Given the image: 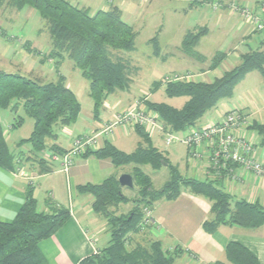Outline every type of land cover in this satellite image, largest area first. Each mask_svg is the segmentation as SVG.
<instances>
[{
	"label": "crops",
	"instance_id": "0c3cea01",
	"mask_svg": "<svg viewBox=\"0 0 264 264\" xmlns=\"http://www.w3.org/2000/svg\"><path fill=\"white\" fill-rule=\"evenodd\" d=\"M67 1L78 8L90 11L91 14L118 8L122 20L137 32L136 49L132 51L137 52L140 44L152 47L153 65L148 69L152 73L155 72V75H159V70L161 72L158 80L152 84H143L142 81H138V78L143 76L144 69L146 70L147 67L140 64L134 65L141 75H135V71L134 74H130L131 61L115 56L114 60L126 64V72L131 79L130 89L125 92L118 91L109 96L99 118L95 119L94 103L89 96L90 83L83 78L81 72L77 73L70 59L66 58L59 64L53 59L45 61V63H52L51 70H48L47 64H42L41 60H43V55L51 51V45L44 48L40 44L25 41L20 37L13 52L6 45H0V59H6L9 55L20 57L22 52L19 47H24L27 59L34 57L41 63L38 66L35 65L34 72L37 69L43 72V76L50 74L53 78L56 75L65 77L67 86L78 98L81 113L77 122L61 129L58 132V139L55 142H49L50 146L55 145L65 151L71 148L75 137L90 132H99L118 114L129 109L137 101H141L142 93H146V101L154 102L151 97L165 91L161 88L156 93H151L152 85L168 76L188 74L190 76L188 81L209 83L239 66L245 54L256 50L264 52V32L253 31L245 24L241 16L229 11L228 7L230 3L237 2L258 12L264 5V0H204L202 4L196 6H191L192 0ZM7 10L9 12L12 10L16 16L21 12L9 9V7ZM200 30L205 33L199 39L195 51L201 60L187 55L182 50L187 34ZM48 44H51V41ZM155 44L159 49L158 53H156ZM28 45L29 47H26ZM27 48L37 50L42 55L34 56L27 52ZM219 53L225 54V59L217 68L211 69L212 60ZM171 61L179 62L184 66L163 68ZM66 64L68 69L72 70L70 75L64 72ZM86 97L87 100H83ZM84 103L87 105V110H85ZM232 110L239 111L248 122L249 127L240 132L256 144L257 157L264 164L262 137L252 128L254 124L264 126V78L258 71L248 73L235 87L233 96L221 101L193 128L218 123ZM1 118L8 146L11 142L15 146V149H10V147L9 149L15 155L18 166L15 170L0 168V222L14 220L26 201L28 189L32 188L40 211L48 212V204H50V207H66L71 213L70 219L53 237L40 243V250L49 264H78L83 258L108 247L111 238L107 222L94 213L92 206L94 198L89 194L80 193L78 187L87 184H101L112 176L119 179L121 175L129 174L132 167L116 168L110 159L100 160L94 157L79 156L71 170L64 173L60 165V155L47 151L42 155L44 161L42 164L32 155L31 145L19 146V143L28 139L31 134L24 139L13 137L11 132L14 128L10 123V117L1 112ZM193 128L178 134L183 135ZM151 140L156 148L163 152L167 150L162 133L157 131L151 136ZM105 141L111 142L119 150L130 154L141 144L142 139L136 133L135 128L119 127L114 135L102 136L99 146L102 147ZM130 142L135 144V149L127 152L124 147ZM175 144L183 147L182 153L179 151L183 163L175 162L176 167L181 168L178 170L180 175L189 179L216 182L235 201L244 200L264 207V174L256 176L242 168H237L234 177L228 173L219 177L209 169L206 146L199 148V151L203 153L202 158L196 159L191 156L192 150L185 144ZM172 158L175 157L172 156ZM148 167H144L145 172ZM155 171L161 172L160 170ZM131 190L133 189H123L125 195ZM211 208V201L189 190L181 191L180 196L175 200L162 199L152 209V224L143 232L131 235L129 245L132 247L148 237L160 241L166 251L178 253L174 264H230L225 256V248L230 242H238L253 252L260 263L264 264V226L258 229L221 226L215 233L209 234L203 229V223L212 218ZM131 209L132 204L130 203L121 205L118 213H126Z\"/></svg>",
	"mask_w": 264,
	"mask_h": 264
},
{
	"label": "trees",
	"instance_id": "16d2710c",
	"mask_svg": "<svg viewBox=\"0 0 264 264\" xmlns=\"http://www.w3.org/2000/svg\"><path fill=\"white\" fill-rule=\"evenodd\" d=\"M192 1L191 6H196L204 0ZM4 6L18 12L26 8L33 9L46 22L51 36V51L43 55L42 64L50 59L56 60L57 64L66 58L73 62L74 67L90 83L89 96L94 103L95 119L99 118L109 96L130 89L131 79L127 75L126 64L114 60L110 50H134L137 32L122 20L118 8L91 14L67 0H0V8ZM204 33L205 31L200 30L187 34L182 50L201 60L195 48ZM27 52L34 56L42 55L30 48H27ZM224 59L225 54H217L212 60L211 69L217 68ZM253 71H258L264 78V52L256 50L245 54L239 66L225 72L213 82L166 83L164 79L152 85L151 93L164 88L165 94L170 98L187 97L188 101L181 109L165 103L146 101V98L139 102L157 113L159 122L166 131L178 134L195 127L221 101L230 99L235 87ZM21 108L33 120V130L30 137L22 140L19 146L31 145L32 155L42 164V155L47 151L60 156L67 152L55 145L50 146L49 142L58 139L61 129L74 125L81 113V104L67 86L65 77L60 75L57 81L45 83L0 70L1 169L15 170L18 166L7 143L1 112L18 113ZM23 122L24 118L20 117L16 124H12V128L20 127ZM252 128L260 134L264 144V126L254 124ZM135 131L143 143L130 154L105 141L102 147L82 155L86 158L110 159L116 168L132 167L129 174L133 177V189H136L137 195H125L116 176L101 184L78 187L80 193L94 198L93 211L107 222L111 238L108 247L83 258L78 264H174L178 253L166 251L160 241L146 237L132 247L129 244L131 235L143 232L150 226L145 223L144 210H152L162 199H177L182 186L212 202V218L203 223V229L209 234L215 233L221 226L246 229L264 226V207L244 200L235 201L216 182L183 177L169 164L163 151L153 145L151 136L143 128L136 127ZM165 164L172 168L171 178L162 189L157 190L144 167L160 170ZM129 203L132 204L131 210L118 213L121 205ZM48 207V212L40 211L34 190L29 188L26 201L14 220L0 222V264H49L40 250V243L53 237L70 219L71 213L66 207H50V204ZM225 256L230 264H261L253 252L238 242L227 245Z\"/></svg>",
	"mask_w": 264,
	"mask_h": 264
},
{
	"label": "built area",
	"instance_id": "2783aa9c",
	"mask_svg": "<svg viewBox=\"0 0 264 264\" xmlns=\"http://www.w3.org/2000/svg\"><path fill=\"white\" fill-rule=\"evenodd\" d=\"M228 7L229 11L241 16L245 24L253 31L264 32V5L258 12L237 2L230 3ZM188 80H190L188 74H175L165 78L166 83ZM119 127H141L150 136L158 131L163 134L166 147L174 143L185 144L192 150L191 156L196 159L202 158L203 153L199 151V148L206 146L209 169L217 176L228 173V175L234 177L237 168H242L256 176L264 174V164L257 157L256 144L240 132V130L248 128L249 124L239 111H229L222 121L200 128H193L182 135L166 131L165 127L159 122L157 113L147 109L139 101L106 123L99 132H91L75 137L71 148L60 156L62 171L68 173L77 157L84 155L87 151L97 150L100 138L114 135ZM144 213L145 223L147 225L152 224V210L145 209Z\"/></svg>",
	"mask_w": 264,
	"mask_h": 264
},
{
	"label": "rangeland",
	"instance_id": "374dc122",
	"mask_svg": "<svg viewBox=\"0 0 264 264\" xmlns=\"http://www.w3.org/2000/svg\"><path fill=\"white\" fill-rule=\"evenodd\" d=\"M7 6H4L2 9L0 8V45H6L9 49H12V52L14 50V47L16 44H18L19 40L18 38H23L25 41H31L35 44H40L44 48H48L51 44H48L51 41V36L48 32L46 22L37 14L36 11L33 9L26 8L20 13L16 14L12 12V10H7ZM11 9V8H9ZM14 10V9H13ZM198 32V31H197ZM196 31L194 33H197ZM19 38V39H20ZM48 44V45H47ZM22 52L20 57L16 55H9L6 59H0V70L10 73V74H17L21 76H25L30 79L38 80L40 82L47 83L46 80H49L48 82H55L58 79V76L56 75L54 78L52 75L43 76V72H39L40 70H37L34 72L33 68L40 65V61H38L34 57L26 58L24 47H19ZM136 49V48H135ZM152 47L146 46L143 44H140L137 47V52H126V51H113L110 50V55L113 56V58L118 57L122 59L130 60L132 63V66L130 67V74L135 75H141L139 72H137L134 65H141L147 67V69H144L143 76L138 78V81H142V83H150L154 82L155 80H158L160 76V70L159 75H155V72L152 73L149 71V67H152L153 65V58L152 54ZM18 52V51H16ZM12 54V53H11ZM4 57V56H3ZM189 61V59L187 58ZM72 63V62H70ZM46 68L48 70H51L52 63H45ZM36 65V66H35ZM184 66L183 64L179 62H168L165 67L163 68H172L177 66ZM160 67V66H159ZM25 68H27L25 71ZM35 69V68H34ZM33 71V72H29ZM64 72L66 74H71L72 70L68 69L67 64L64 67ZM77 73H80V71L77 70ZM36 77V78H35ZM79 77V76H77ZM44 78V79H43ZM53 78V79H52ZM136 85V83H134ZM144 94V95H143ZM146 93H142L141 96L145 98ZM142 97V98H143ZM83 100H87V97ZM90 100V98L88 99ZM151 100L157 103H165L167 105H170L174 108H181L187 98L179 97V98H170L168 97L165 92H160L157 95H154L151 97ZM85 110H87V105L84 103ZM3 114L8 115L10 117V123L16 124L20 117L24 118V122L20 127L14 128V130L11 132L13 133V137L15 138H27L32 130H33V120L29 117H27L24 114L23 109L21 108L18 113L11 112V111H2ZM91 133V132H90ZM93 133V132H92ZM143 143V140L141 141V144ZM10 149H15V146L11 142L9 144ZM178 147V149H177ZM124 149L127 150V152H131L135 149V144L133 142H130L128 146L126 145ZM174 149H177L176 151ZM179 151L182 153L183 147L177 144H172L171 147H167V150L164 153L166 159L168 160L169 164L176 168L177 170H181V168H177L175 165V162L183 163L181 156L179 155ZM174 156L175 158H172ZM170 157V158H169ZM171 160V161H170ZM146 173L150 174L154 186L156 189L160 190L163 188V186L166 184L168 180L171 178V167H166L160 169L161 172H157L153 170L152 168L148 167L146 168ZM179 172V171H178ZM188 190L184 186L181 187V191ZM127 195L129 197H135L137 195L136 189L131 190V192H127ZM172 244V243H171ZM174 245V244H173Z\"/></svg>",
	"mask_w": 264,
	"mask_h": 264
},
{
	"label": "water",
	"instance_id": "95a60500",
	"mask_svg": "<svg viewBox=\"0 0 264 264\" xmlns=\"http://www.w3.org/2000/svg\"><path fill=\"white\" fill-rule=\"evenodd\" d=\"M166 166V164H165ZM122 188H134V180L130 174H123L118 179Z\"/></svg>",
	"mask_w": 264,
	"mask_h": 264
}]
</instances>
